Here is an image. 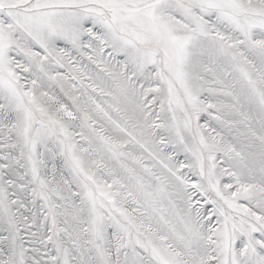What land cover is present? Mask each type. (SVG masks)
I'll use <instances>...</instances> for the list:
<instances>
[{
    "label": "snow or ice",
    "instance_id": "6c2138e0",
    "mask_svg": "<svg viewBox=\"0 0 264 264\" xmlns=\"http://www.w3.org/2000/svg\"><path fill=\"white\" fill-rule=\"evenodd\" d=\"M0 264H264V0H0Z\"/></svg>",
    "mask_w": 264,
    "mask_h": 264
}]
</instances>
